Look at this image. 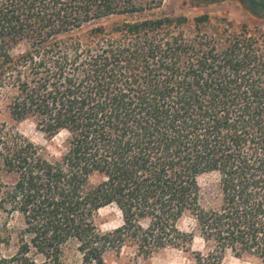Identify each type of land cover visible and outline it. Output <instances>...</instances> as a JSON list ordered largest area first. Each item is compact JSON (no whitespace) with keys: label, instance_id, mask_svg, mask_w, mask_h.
Here are the masks:
<instances>
[{"label":"trees","instance_id":"16d2710c","mask_svg":"<svg viewBox=\"0 0 264 264\" xmlns=\"http://www.w3.org/2000/svg\"><path fill=\"white\" fill-rule=\"evenodd\" d=\"M243 3L264 18V0ZM159 7L0 0V107L48 141L64 135L52 153L0 120V246L16 247L0 264L149 261L169 249L193 264L228 253L264 264V30L225 21L209 33L206 14L141 18ZM206 176L215 206L203 203ZM107 207L121 222L102 231Z\"/></svg>","mask_w":264,"mask_h":264},{"label":"rangeland","instance_id":"374dc122","mask_svg":"<svg viewBox=\"0 0 264 264\" xmlns=\"http://www.w3.org/2000/svg\"><path fill=\"white\" fill-rule=\"evenodd\" d=\"M157 3H160V7L146 12L141 18H153L161 17L164 15L169 16H185L188 19L192 20L196 16L200 15H209L211 27V33L213 29L218 28L222 29L224 25H227L225 21L230 23L232 27L229 29L235 31L240 28L241 25L247 24L250 28L254 26L260 27L264 30V18L252 17L246 10L243 0H223L218 4L213 5H197L193 0H155ZM140 17L128 18L129 20L138 19ZM116 18L110 20L102 21L101 24H109ZM92 26H86L84 32L90 29ZM187 36L195 35L193 25H189L188 31L186 32ZM0 120H7L10 125H13L16 130L30 139L37 145L45 146L52 153L55 152L58 145L64 138V135L61 134L54 138L51 141H48L44 135L38 131L35 125L30 121H25L19 124H15L7 118V114L3 107H0ZM202 192H203V203L205 206H215L218 202V190L215 185L214 176L203 177L200 181ZM0 222H3V218L0 216ZM121 222L119 213L113 207H107L102 209L97 218V223L102 231H109ZM15 224V221H12V225ZM181 228L184 231H191L193 228V222L191 219L186 218L181 223ZM15 245L12 244L10 247L5 248L0 246V258L3 255H11L15 252ZM203 250V241L197 237L194 241L192 252H199ZM107 264H193V254L189 252H182L179 250L169 249L162 253L157 254L149 261L143 260H130L128 256L124 255L123 257L117 259L114 256H108L106 258ZM223 264H258L250 259L246 258H237L234 257L231 253H228Z\"/></svg>","mask_w":264,"mask_h":264},{"label":"flooded vegetation","instance_id":"af4514ba","mask_svg":"<svg viewBox=\"0 0 264 264\" xmlns=\"http://www.w3.org/2000/svg\"><path fill=\"white\" fill-rule=\"evenodd\" d=\"M246 4H247V2H246ZM248 7H250V4L249 5H247Z\"/></svg>","mask_w":264,"mask_h":264},{"label":"water","instance_id":"95a60500","mask_svg":"<svg viewBox=\"0 0 264 264\" xmlns=\"http://www.w3.org/2000/svg\"><path fill=\"white\" fill-rule=\"evenodd\" d=\"M247 5H249V2H247Z\"/></svg>","mask_w":264,"mask_h":264}]
</instances>
